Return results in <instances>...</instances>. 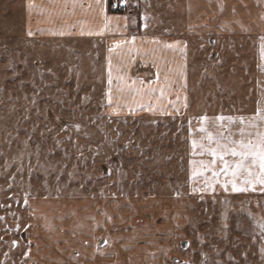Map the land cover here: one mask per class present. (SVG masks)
Returning a JSON list of instances; mask_svg holds the SVG:
<instances>
[{
  "label": "rangeland",
  "instance_id": "obj_1",
  "mask_svg": "<svg viewBox=\"0 0 264 264\" xmlns=\"http://www.w3.org/2000/svg\"><path fill=\"white\" fill-rule=\"evenodd\" d=\"M125 1L119 12L134 33L139 9ZM22 3L0 0V264L84 252L94 236L73 237L72 221L89 201L111 197L139 201L134 226L163 227L167 235L154 231L163 237L157 246L147 236L145 245L165 248L169 263L264 264V194L227 192L233 182L218 190L216 150H190L188 125L190 117L254 109L260 78L248 14L264 10V0H194L186 101L174 92L165 101L145 96L138 110L110 94L100 46L29 35ZM185 9L163 5L162 26L180 36ZM189 173L205 174L214 190L192 192Z\"/></svg>",
  "mask_w": 264,
  "mask_h": 264
},
{
  "label": "crops",
  "instance_id": "obj_2",
  "mask_svg": "<svg viewBox=\"0 0 264 264\" xmlns=\"http://www.w3.org/2000/svg\"><path fill=\"white\" fill-rule=\"evenodd\" d=\"M133 1L139 9L137 21L139 29L134 33L131 31L128 15L110 11L107 0H22L25 28L29 35L36 37L90 42L92 45L89 47L92 52L100 46V52L105 58V80L112 87L110 94L119 98L127 108L132 104L137 106V110L144 108L147 99L145 96L149 98L154 96V101H165L167 96H172V92L179 97L174 101H186L185 97L182 98V91L185 95L189 71L187 37L191 33V26L188 25L190 29L188 30L186 24L194 21L192 16L194 0ZM176 2L186 7L183 21L185 25L180 31V36L175 35L176 30L170 29V24L166 25L167 27L162 26V16L159 14L163 5L176 4ZM251 4L257 5L254 1H251ZM154 22H157L156 27L150 29ZM248 26L255 37L254 48L258 62L256 70L260 78L257 93L254 95V109L247 114L223 112L220 115L190 117L188 125H190V150L195 149L196 146H200L201 149L216 150L215 163L211 164H218L221 167L211 172L218 175L217 186L220 187L218 190L225 192V187L232 185L233 182L232 186L245 190L227 192H241L245 195L254 192L261 195L264 194V184L259 182L264 178L259 161V154L264 152L263 9L260 12L254 9L249 12ZM233 150L247 156L231 155L232 168L227 169L225 161ZM221 156L223 160L220 159ZM202 157L198 161L207 165L209 160L214 159ZM245 159V166L237 169L236 166ZM233 171H236L235 176L232 175ZM187 182L191 191L200 195L214 190L209 189L208 179L202 173L195 175L189 173ZM128 202L127 198L123 200L118 197L105 198L100 202L89 201L90 206L86 203V210L83 209L84 211L78 212L79 215L74 217L71 231L73 237L77 239L89 233L90 236H94L93 242L91 241L84 252L78 254L59 253L50 256L48 251L42 252L38 262L40 261V264H173L167 262L163 256L165 248L158 247L149 251L145 245L147 243L145 238L148 237V244L154 246L157 241L162 240L161 233L167 232L154 223L150 234L142 227L130 223V219L135 217L139 209V201L133 202L134 204ZM154 211L158 216L160 211L153 210L152 214ZM154 231L160 234L157 240L153 239ZM100 234L106 238L103 246L97 245Z\"/></svg>",
  "mask_w": 264,
  "mask_h": 264
},
{
  "label": "snow or ice",
  "instance_id": "obj_3",
  "mask_svg": "<svg viewBox=\"0 0 264 264\" xmlns=\"http://www.w3.org/2000/svg\"><path fill=\"white\" fill-rule=\"evenodd\" d=\"M201 131H203V129H201ZM212 154L215 155V153H212ZM231 155H233V156L241 155V156H245V157L247 156V154H244V153H237L235 150H233V151L231 152ZM220 159L223 160V157L221 156ZM259 161H260L261 172L264 173V152H262V153L259 154ZM245 163H246V159L240 161V163L236 166L237 169L243 168V167L245 166ZM253 163H255V160L253 161ZM250 174H251V173H250ZM232 175L235 176V175H236V171H233V172H232ZM259 182H260L261 184H264V178H261V179L259 180ZM246 183H250V181H246ZM234 190H238V191H240V190H245V189H237V188L234 186Z\"/></svg>",
  "mask_w": 264,
  "mask_h": 264
},
{
  "label": "built area",
  "instance_id": "obj_4",
  "mask_svg": "<svg viewBox=\"0 0 264 264\" xmlns=\"http://www.w3.org/2000/svg\"><path fill=\"white\" fill-rule=\"evenodd\" d=\"M125 5V0H107V6L110 11H122Z\"/></svg>",
  "mask_w": 264,
  "mask_h": 264
},
{
  "label": "flooded vegetation",
  "instance_id": "obj_5",
  "mask_svg": "<svg viewBox=\"0 0 264 264\" xmlns=\"http://www.w3.org/2000/svg\"><path fill=\"white\" fill-rule=\"evenodd\" d=\"M101 236H103V237H100V238H98V241H97V245L98 246H103L104 244H105V242H106V238H105V236L104 235H101ZM183 240H186V239H181L180 241H179V244H180V246H181V241H183ZM188 241V240H187ZM189 243V242H188ZM188 246V245H187ZM182 247V246H181ZM183 248V247H182ZM186 248V247H185Z\"/></svg>",
  "mask_w": 264,
  "mask_h": 264
},
{
  "label": "water",
  "instance_id": "obj_6",
  "mask_svg": "<svg viewBox=\"0 0 264 264\" xmlns=\"http://www.w3.org/2000/svg\"><path fill=\"white\" fill-rule=\"evenodd\" d=\"M187 245H188V241H187V240H183V241H181V246H182L183 248L187 247Z\"/></svg>",
  "mask_w": 264,
  "mask_h": 264
}]
</instances>
